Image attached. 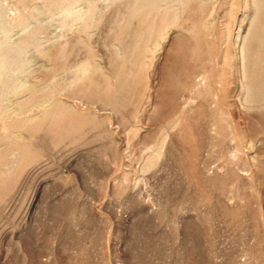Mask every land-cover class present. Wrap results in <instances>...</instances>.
Here are the masks:
<instances>
[{"label": "rangeland", "instance_id": "1", "mask_svg": "<svg viewBox=\"0 0 264 264\" xmlns=\"http://www.w3.org/2000/svg\"><path fill=\"white\" fill-rule=\"evenodd\" d=\"M0 264H264V0H0Z\"/></svg>", "mask_w": 264, "mask_h": 264}]
</instances>
